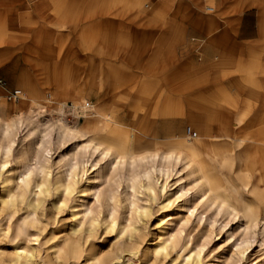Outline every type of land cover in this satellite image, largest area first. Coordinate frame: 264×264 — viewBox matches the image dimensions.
Listing matches in <instances>:
<instances>
[{
    "label": "rangeland",
    "instance_id": "374dc122",
    "mask_svg": "<svg viewBox=\"0 0 264 264\" xmlns=\"http://www.w3.org/2000/svg\"><path fill=\"white\" fill-rule=\"evenodd\" d=\"M155 1L2 0L0 2L3 11H26L25 9L28 8V11H35L36 18L39 15V19L34 21L33 28L31 52L34 57L27 58L28 64L18 65L22 70L18 73L17 83L6 74H2L4 65L0 66V81H2L0 82V126L3 123L14 122L20 117L27 118L37 114V135L30 136L24 142L25 130H18L12 155L6 160L4 153L0 152V161H8L5 170L20 169L16 157L23 147H28L34 153V159L29 162L28 168L32 171L35 180L41 179L43 165L49 169L52 184L59 178L67 180L70 176L67 158L75 152L76 140L72 139L65 145L58 141L57 119L64 118L71 126L80 127L84 124L86 112L74 106L71 99L72 87L84 85L86 81L93 80L96 88L87 98L89 105L91 107L94 104L104 105L120 122L121 128L119 127V131L116 132L107 128L98 135L88 133L90 137L111 145L122 154L163 152L177 146L171 139L173 135L177 138L182 136V139L190 144L200 140L201 134L205 132L201 129L205 128L206 119L210 116L209 120L215 127L214 132L223 134L224 124L228 125L227 132L231 131V137L225 138L228 141L226 146L228 150L223 152L226 162L218 173L224 193L228 194V189L236 188L247 202L256 205L252 191L264 192V165L261 158L250 160L246 143L238 140L240 139L238 133L250 122L264 124V118L262 121L259 120L263 115L264 99L261 107L254 110L246 109L250 110V113L248 112V117L239 125L236 116L242 111L243 106L234 99V87H227V85H233L234 82L237 89L243 93L264 89V79H259L264 77V65L241 64L236 57H230L233 62L224 63L226 58L222 57L217 62L206 63L201 66L203 69L195 71L192 68L194 65H191L186 57L178 56V62L175 64V70L178 69V73L174 69L172 72H170L171 69L154 71L149 64H146L148 57L145 56V51L154 50L153 46L146 49L140 47L143 43L139 42V29L151 24L180 23L190 19L191 16L186 13L187 11H160V9L152 11ZM209 5L211 6L207 2L205 6H201V11H198L199 16L213 18L214 23L232 24L234 22L232 17L240 16L244 12L220 11L215 5H212V9L208 8ZM121 12L125 14L121 16ZM203 20L205 21L204 18ZM55 30L58 36L53 39L56 35ZM91 43L94 45L91 46ZM222 51L226 54L223 48ZM76 60L78 62H75ZM91 62L96 65L97 80L84 78L88 72H91ZM184 63L190 64L187 65V70L182 67V65L185 66ZM244 69H252L253 73L250 74L248 71L246 80L240 77V71ZM225 70H231L232 77L237 78L228 81L212 77L225 76ZM235 71L238 73L235 74ZM170 76L174 78L169 79ZM97 88L98 91H96ZM14 89L21 91V97H10L9 94ZM62 103L65 104L60 111ZM219 116H222V119ZM169 118L174 119L173 124L170 123ZM171 126L172 129H170ZM188 127H191L197 135H189ZM50 129V136L44 138L45 132ZM207 131L210 130L207 129ZM126 134L130 140L127 146H124L123 139ZM49 138L51 143L43 144V139L47 141ZM211 142L207 138L208 146L201 150V155L209 162H212L214 157V152L210 149ZM46 148L50 150L49 153L46 152L47 154L44 152ZM46 156L48 159L45 158ZM96 158L94 156L93 159L96 160ZM112 163L110 160L100 161L98 171L90 173L91 184L100 195L99 201L94 196L95 192L90 194L88 191L80 196L77 190L71 194L62 192L57 194L51 189L49 193L44 194L43 201L36 210L37 228L32 230L38 240L30 242L32 246L37 247V257L33 260L23 258L17 263L14 258V243L8 235L2 233L0 234V264H45L53 258L51 245L62 240L65 235L79 242L85 249L94 245L98 254L103 255L115 246L128 241L127 236L123 235L120 229L124 223L135 220H139L141 231H144H142L144 242L141 245V251L152 244L158 233L160 219L169 218L165 215L167 212L161 208L160 203L163 198L160 195V199L153 200L146 191L139 193L138 200L134 198L127 178L132 170L129 166L123 169L120 166L115 167ZM28 168L25 167L22 171L28 173ZM18 176L20 173L16 172L15 182L19 180ZM173 180L171 178L170 183ZM243 181L249 182L247 187H244ZM88 185L86 180L80 181L79 178L78 190ZM169 192L168 188L166 194ZM2 195L6 196L7 191L3 192V178L0 176V223L5 225L4 227L29 215L28 208L21 203H16L14 207L4 204ZM189 198H191L189 205L193 206L191 194ZM58 199H64V204L55 205ZM132 200L147 206L150 214L139 219L130 204ZM74 206H76L75 210L89 208L91 211L86 219L88 226L83 225V228L76 233L71 230L73 223L71 213ZM169 212L176 217L174 228H183L184 235H191L193 246L204 245L202 256L207 264H257L259 261L264 263V233L261 222L254 228L256 233L253 242L249 245L241 244V248L248 247L242 255L237 252L236 244L243 236L244 227H248L245 219L240 222H230L221 231V225L225 219L221 216L215 217L214 210L207 206L202 209L206 216L202 221H199L196 216H191L186 222L187 217L182 216L175 206ZM92 216L98 218L100 223L90 232L88 222ZM112 216L117 221L114 230L107 228V222ZM82 217L80 213L79 219ZM210 218L216 219L211 228ZM233 232L236 234L235 238L230 240ZM183 243L184 239L179 240L178 250ZM223 252L224 260L216 262ZM176 254V251H172L167 258L160 257L158 264H179L180 258L176 261L172 260ZM138 255L141 258V252ZM152 259L151 262L154 261L153 257ZM133 260L137 262V257Z\"/></svg>",
    "mask_w": 264,
    "mask_h": 264
},
{
    "label": "bare ground",
    "instance_id": "6f19581e",
    "mask_svg": "<svg viewBox=\"0 0 264 264\" xmlns=\"http://www.w3.org/2000/svg\"><path fill=\"white\" fill-rule=\"evenodd\" d=\"M72 88L71 99L74 106L81 108L86 113L85 122L80 127L68 125L64 118L57 119L58 141L65 145L72 139L76 140V150L67 158V163L70 165V176L67 180L64 181L59 178L52 184L49 177L50 172L46 165H43L41 179L35 180L32 171L28 168L29 162L34 159V153L28 147H23L16 157L20 169L11 168L5 170L8 166V161H0L3 192L7 191L6 196L2 195L3 203L11 207H14L16 203H21L28 208L29 215L32 214L31 217L28 215L11 223L7 221L9 224L6 227L0 223V234L8 235L14 243V258L17 263L23 258L33 260L37 257V247L32 246L30 242L38 240L32 230L37 228L38 218L36 210L43 201V195L49 193L51 189L55 190L57 194L59 192L71 194L77 190L80 196L88 191L90 194L95 192L94 196L99 201L100 195L94 189V185L91 184L92 176L90 173L98 171L99 162L105 160L112 161L115 167L120 166L121 169L129 166L132 171L128 173L127 178L130 181V187H132L133 197L138 200L139 193L142 191L148 192L153 200H158L162 196L161 208L167 212L165 215L169 218L160 219L157 236L153 239V243L143 251H141V245L144 242L143 230L141 231L139 220H135L124 223L120 229V232L127 236L128 241L122 245L115 246L111 251L103 255L98 254L94 245L89 249H85L79 242L65 235L62 240L51 245L53 258L49 259L45 264H158L160 257L167 258L172 251L177 253L172 260L176 261L180 258L179 264H207V261H204L202 256L204 245L193 246L191 235H184L183 228H174L176 217L169 212L173 206L178 209L182 216L185 215L187 217L186 222L191 216H196L199 221H202L206 217L205 212H202L205 206L213 209L215 217L221 216L225 219L221 225V231L230 222H240L245 219L248 227H244L243 236L240 242L236 244L237 252L242 255L245 254L248 247L241 248V244L249 245L253 242L256 233L254 228L260 222L264 233V192L252 191L253 198L257 202L256 205L247 202L236 188L228 189V194L224 193L218 173L226 162L223 152L228 150L226 147L228 141L225 138L231 137V131L227 132V124L222 127L225 130L222 132L223 134L216 133L213 130L215 128L214 125L209 120L210 116H208L205 128L201 129L205 132L201 134L200 140L196 143H187L182 139V136L177 138L176 135H173L171 139L173 144H177V146H173L167 151H153L148 154L136 155L122 154L117 152L111 145L97 141L95 138L90 137L91 135H88V133L98 135L100 132L107 130V128L116 132L119 131L121 125L104 105L94 104L93 107L89 105L87 98L94 92L96 88L95 82L88 80L84 85L81 84ZM63 104L65 103H62L59 108L60 111L63 110ZM262 110L263 115L260 116V121L264 118V109ZM249 111L242 110L237 114V124L241 125L243 123L248 117ZM169 120L173 124L174 119L169 118ZM37 126V114H32L27 118L20 117L14 122L3 123L0 126V152L4 153L6 160L12 155L16 143V132L20 129L25 130L26 135L23 138L25 142L30 136L37 135ZM207 129L210 131H207ZM136 130L141 132L139 129ZM50 133L51 129L45 132L44 138L50 136ZM238 136L240 137L238 140L246 143L250 160L261 158L262 165H264V124H261V122H250L241 128ZM207 138L212 141V146H210L211 151L214 152L212 162H209L201 155V150L208 146ZM129 140L128 134L124 135V146H127ZM2 141L6 144H3ZM50 143V138L47 141L43 139V144L49 145ZM44 152L49 153L50 150L46 148ZM94 156L97 157L96 160L93 159ZM25 167L28 168V173L22 171ZM16 172L20 173V176L17 177L19 180L15 182ZM79 178L80 181L86 180L89 185L78 190ZM171 178L174 179L172 183H170ZM243 182L244 187H247L249 182ZM168 188L170 192L166 194ZM190 194L192 195L193 206L189 205ZM137 200H132L130 204L136 216L142 219L143 216L149 215L150 211L147 206L141 205ZM59 204H64V199H58L55 202V205ZM75 207H73V212L71 213L73 223L72 226L70 225L73 233L81 230L83 225L85 226L88 214L91 212L89 208L80 211L75 210ZM80 213L83 215L81 219H79ZM215 220L213 218L209 219L210 228L213 227ZM99 223L98 218L92 216L88 222L90 232ZM116 226L115 217H110L107 222V228L114 230ZM240 227H242V224H240ZM249 229L252 230L249 231ZM235 235L234 232L231 233L230 240H233ZM182 239H184V243L178 250L177 243ZM140 252L142 254L141 258L138 255ZM224 256L223 252L222 256H218L216 262H222ZM134 257H137V262L133 260ZM152 257L154 258L153 262H151L153 260ZM257 264L264 263L259 261Z\"/></svg>",
    "mask_w": 264,
    "mask_h": 264
},
{
    "label": "crops",
    "instance_id": "0c3cea01",
    "mask_svg": "<svg viewBox=\"0 0 264 264\" xmlns=\"http://www.w3.org/2000/svg\"><path fill=\"white\" fill-rule=\"evenodd\" d=\"M207 2L211 4V6H207L210 9L213 8L212 5H215L220 11L244 12L240 16L232 17L234 21L232 24L214 23L213 18L199 16L201 6H205ZM153 7L152 11L159 9L160 11H187L186 13L191 14L190 19L180 23L151 24L139 29V42L143 43L140 47L146 49L153 46L154 50L145 51V56L148 57L146 64H149L154 71L171 69L170 72H172L178 62V56L186 57L191 65H194L192 68L195 71L203 69L201 66L206 63L217 62L222 57L226 58L224 63H231L233 59L230 57H236L239 58L241 64L264 65V0H156ZM25 10L3 11L0 4V66L4 65L1 73L6 74L16 83L18 73L22 70L18 65L27 63L28 57H34L31 52L33 28L35 19H39V15L36 18L35 11H28V8ZM124 12H121L120 15L123 16ZM55 33L53 39L58 36L56 30ZM92 45L94 44L91 43ZM184 64L185 66L182 65V67L187 70V65L190 64ZM90 65H92L90 66L92 71L88 72L84 78L97 80L96 65L94 62H91ZM248 71L253 74L252 69H244L240 71V77L244 80L248 79ZM175 72L178 73V69ZM225 73V76L212 77L228 81L237 78L236 76L232 77L231 70H225ZM171 78L174 76L169 77V79ZM259 79H264V77H259ZM227 87H234V99L243 106L241 110H254L262 106L264 89L243 93L237 89L234 82L233 85H227ZM256 87L258 88V86ZM219 110L225 111V109ZM219 118L222 119V116ZM221 119L219 121H222ZM172 128L171 126L170 129Z\"/></svg>",
    "mask_w": 264,
    "mask_h": 264
},
{
    "label": "built area",
    "instance_id": "2783aa9c",
    "mask_svg": "<svg viewBox=\"0 0 264 264\" xmlns=\"http://www.w3.org/2000/svg\"><path fill=\"white\" fill-rule=\"evenodd\" d=\"M0 82H2V81H0ZM9 95L11 98L12 97L18 98V97H21V91L19 89H14L13 91H11V93ZM187 133L189 135H192V134H194L195 136L197 135V133L191 127H188Z\"/></svg>",
    "mask_w": 264,
    "mask_h": 264
}]
</instances>
